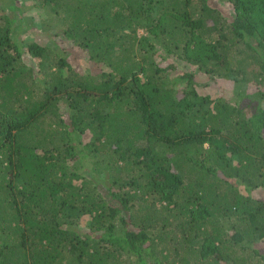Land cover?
Listing matches in <instances>:
<instances>
[{
    "label": "trees",
    "instance_id": "16d2710c",
    "mask_svg": "<svg viewBox=\"0 0 264 264\" xmlns=\"http://www.w3.org/2000/svg\"><path fill=\"white\" fill-rule=\"evenodd\" d=\"M18 1L0 264H264V0H28L49 44L18 38Z\"/></svg>",
    "mask_w": 264,
    "mask_h": 264
},
{
    "label": "rangeland",
    "instance_id": "374dc122",
    "mask_svg": "<svg viewBox=\"0 0 264 264\" xmlns=\"http://www.w3.org/2000/svg\"><path fill=\"white\" fill-rule=\"evenodd\" d=\"M219 1V2H218ZM6 0H0V6H3L4 4H6ZM31 3L28 0H20L18 1V5L21 6L22 8L25 7L24 9V14L23 16H25L27 19L31 20V25L26 27V30L23 31L21 34L18 35V38L23 42L27 41L29 42H38L40 44H49L51 43L50 38H48L47 34L45 31H43V29L41 28V26L39 25L38 22V16L40 15V12L37 11L36 9H32L31 8ZM217 4H220V6L222 8L226 7L228 4L225 1L222 0H216ZM139 35H141V32H139ZM54 42L56 43V39H53ZM67 56V53L64 55ZM23 60L25 63L30 64L36 60H33L32 58H30L27 54H24L23 56ZM87 67V65H86ZM203 83V93H209L212 95V98H215L216 96L220 95L222 92H225L224 96L227 97H231L234 93L233 89H234V85L230 88H228L226 91H221L217 86V84L213 83L210 80H205ZM224 87H227V83H223ZM220 87V86H219ZM221 88V87H220ZM256 89V87L254 85H247L244 87L245 92H247L248 94L252 93L254 90ZM264 89V88H261ZM230 90V91H229ZM88 218H83L81 219V222L79 224V228L80 229H85L88 223ZM258 249H260V251L264 252V240L260 241L258 244Z\"/></svg>",
    "mask_w": 264,
    "mask_h": 264
}]
</instances>
